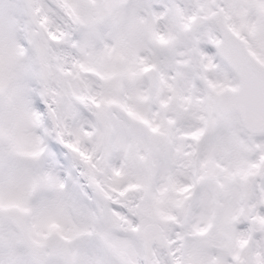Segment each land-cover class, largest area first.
<instances>
[{
    "label": "snow or ice",
    "instance_id": "obj_1",
    "mask_svg": "<svg viewBox=\"0 0 264 264\" xmlns=\"http://www.w3.org/2000/svg\"><path fill=\"white\" fill-rule=\"evenodd\" d=\"M0 264H264V0H0Z\"/></svg>",
    "mask_w": 264,
    "mask_h": 264
}]
</instances>
